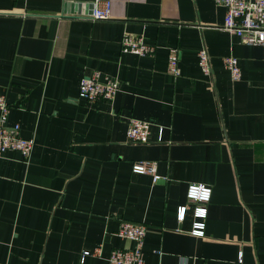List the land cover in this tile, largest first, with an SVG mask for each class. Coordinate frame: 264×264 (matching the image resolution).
I'll list each match as a JSON object with an SVG mask.
<instances>
[{"label":"crops","instance_id":"crops-1","mask_svg":"<svg viewBox=\"0 0 264 264\" xmlns=\"http://www.w3.org/2000/svg\"><path fill=\"white\" fill-rule=\"evenodd\" d=\"M97 2H109L108 19L86 12ZM224 15L212 0H0L7 124L34 140L28 160L0 156V264H108L133 246L117 235L122 221L146 226L144 264H264V44L225 31ZM126 35L151 54L123 53ZM94 74L118 81L112 101L78 97ZM131 118L153 124L149 143L128 141ZM140 161L159 181L132 173ZM190 183L211 188L203 237L191 233Z\"/></svg>","mask_w":264,"mask_h":264},{"label":"built area","instance_id":"built-area-1","mask_svg":"<svg viewBox=\"0 0 264 264\" xmlns=\"http://www.w3.org/2000/svg\"><path fill=\"white\" fill-rule=\"evenodd\" d=\"M216 6L225 10L223 29L236 37L245 45L264 44V0H212ZM110 17L109 2L95 3L90 15L92 20H106ZM123 53H131L138 56H148L153 48L141 38L124 36L121 41ZM198 63L205 75H210L211 65L207 52L201 49L198 53ZM224 67L229 71L232 81L240 78V68L235 57L224 58ZM168 73L173 76L180 74L179 56L175 49H171L167 59ZM119 90L117 80L100 79L97 74L90 77H82L78 86V97L88 103L96 104L112 101ZM10 107L5 96L0 94V156L8 151L18 153L24 160H28L32 154L34 140L24 138L21 135L18 124L8 125L7 118ZM153 124L150 121L131 118L128 121L126 136L131 143H149L150 129ZM160 139H158L159 141ZM134 174H146L152 177L153 183L159 181L156 166L149 161L134 163L131 169ZM186 198L194 204L193 214L196 221L192 224L191 233L197 237H203L206 217V205L211 199V188L200 183H190L187 186ZM186 213V206L177 211V219L182 221ZM145 225L132 221H122L117 232L118 237L129 240L133 246L128 249H114L108 257V264H144L142 249L146 237ZM90 253L84 251L81 262ZM95 254L99 255V251ZM241 262V257L239 258Z\"/></svg>","mask_w":264,"mask_h":264},{"label":"water","instance_id":"water-1","mask_svg":"<svg viewBox=\"0 0 264 264\" xmlns=\"http://www.w3.org/2000/svg\"><path fill=\"white\" fill-rule=\"evenodd\" d=\"M69 9L71 12H73V11H77V12H81V8H82V6H79V5H77V4H72V5H66V9ZM90 9L92 8L91 6L89 7ZM86 12H88L89 14H91V11H86Z\"/></svg>","mask_w":264,"mask_h":264}]
</instances>
